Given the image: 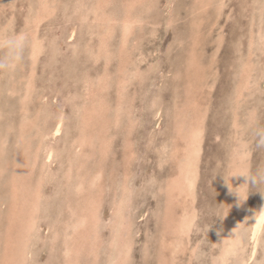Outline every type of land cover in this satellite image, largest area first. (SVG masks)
<instances>
[{"label": "rangeland", "instance_id": "obj_1", "mask_svg": "<svg viewBox=\"0 0 264 264\" xmlns=\"http://www.w3.org/2000/svg\"><path fill=\"white\" fill-rule=\"evenodd\" d=\"M263 9L0 0V264H263Z\"/></svg>", "mask_w": 264, "mask_h": 264}, {"label": "clouds", "instance_id": "obj_2", "mask_svg": "<svg viewBox=\"0 0 264 264\" xmlns=\"http://www.w3.org/2000/svg\"><path fill=\"white\" fill-rule=\"evenodd\" d=\"M27 44V37L24 35H3L0 36V48L7 49L5 56L0 57V70H7L12 62L23 58V52ZM251 184L264 182V173L259 175L245 176Z\"/></svg>", "mask_w": 264, "mask_h": 264}, {"label": "bare ground", "instance_id": "obj_3", "mask_svg": "<svg viewBox=\"0 0 264 264\" xmlns=\"http://www.w3.org/2000/svg\"><path fill=\"white\" fill-rule=\"evenodd\" d=\"M195 1V0H194ZM170 3V2H169ZM250 3V2H249ZM11 4V3H10ZM171 5V4H170ZM244 6V5H243ZM214 7V6H213ZM245 9V8H244ZM264 10V9H263ZM262 10V11H263ZM90 20V19H89ZM7 28V27H6ZM34 32V31H33ZM31 34V33H30ZM56 34V33H55ZM157 34V33H156ZM38 35V34H37ZM83 35V34H82ZM100 40H102V39H100ZM243 43V42H242ZM97 45V44H96ZM101 47V46H100ZM105 47V46H104ZM96 48V47H95ZM97 49V48H96ZM98 49H99V47H98ZM94 50H92V52H93ZM96 52V51H95ZM96 54H98V53H96ZM112 55V54H111ZM150 55V54H149ZM27 56H28V54H27ZM93 56V55H92ZM99 57V56H98ZM143 57V56H142ZM92 58V57H91ZM249 58V57H248ZM124 60V59H123ZM92 61V60H91ZM144 61V60H143ZM185 61V60H184ZM19 62V61H18ZM83 62V61H82ZM122 62V61H121ZM124 63V62H123ZM111 64V63H110ZM119 64V63H118ZM120 65V64H119ZM127 71V70H126ZM132 71V70H131ZM110 75V74H109ZM95 76V75H94ZM259 77V76H258ZM137 78V77H136ZM67 84V83H66ZM68 86V85H67ZM216 87V86H215ZM84 88V87H83ZM135 88V87H134ZM52 89V88H51ZM140 89V88H139ZM18 90V89H17ZM226 90V89H225ZM174 91V90H173ZM45 92V91H44ZM251 93V92H250ZM8 94V93H7ZM47 95V94H46ZM9 97V96H8ZM28 97V96H27ZM150 98H151V96H150ZM35 99H37V98H35ZM36 101V100H35ZM78 101V100H77ZM155 101V100H154ZM35 103V102H34ZM46 103V102H45ZM147 103V102H146ZM150 103V102H149ZM26 105H29V104H26ZM43 105V104H42ZM46 106V105H45ZM225 106V105H224ZM28 107V106H27ZM51 107V106H50ZM157 107V106H156ZM224 108V107H223ZM26 109V108H25ZM128 109V108H127ZM178 111V110H177ZM214 111V110H213ZM171 113V112H170ZM38 115V114H37ZM50 115V114H49ZM224 115V114H223ZM139 116V115H138ZM151 117H152V115H151ZM226 118V117H225ZM29 120V119H28ZM51 120H53V119H51ZM140 120V119H139ZM66 121V120H65ZM218 121H220V120H218ZM227 121V120H226ZM67 122V121H66ZM225 122V121H224ZM31 123V122H30ZM69 123V122H68ZM218 123V122H217ZM230 123V122H229ZM225 125V124H224ZM29 126V125H28ZM42 126V125H41ZM45 126V125H44ZM138 126V125H137ZM221 126V125H220ZM219 126V127H220ZM229 126V125H228ZM227 126V127H228ZM66 128V127H65ZM140 128V127H139ZM142 128V127H141ZM216 128V127H215ZM35 129V128H34ZM229 129V128H228ZM222 130V129H221ZM226 130V129H225ZM24 131V130H23ZM56 132V131H55ZM220 132V131H219ZM223 132V131H222ZM231 132V131H230ZM229 132V133H230ZM115 133H116V131H115ZM218 133V132H217ZM56 134V133H55ZM167 134V133H166ZM19 135V134H18ZM206 135V134H205ZM26 136H28V135H26ZM21 138V137H20ZM140 139V138H139ZM217 139V138H216ZM215 139V140H216ZM220 139V138H219ZM214 140V139H213ZM143 141V140H142ZM152 142V141H151ZM226 142V141H225ZM39 143V142H38ZM43 143V142H42ZM94 143V142H93ZM133 144H134V142H133ZM42 145V144H41ZM96 146V145H95ZM216 146V145H215ZM223 146V145H222ZM2 147V146H1ZM48 147V146H47ZM150 147V146H149ZM200 147V146H199ZM197 148H198V145H197ZM191 149V148H190ZM220 149H221V147H220ZM124 150V149H123ZM150 150V149H149ZM61 151H62V149H61ZM202 151V150H201ZM49 152V151H48ZM73 152V151H72ZM169 152V151H168ZM193 152V151H192ZM215 152H216V150H215ZM50 153V152H49ZM48 153V154H49ZM77 153V152H76ZM90 153V152H89ZM190 153V152H189ZM51 155V154H50ZM49 155V156H50ZM48 156V157H49ZM66 156V155H65ZM74 156H75V154H74ZM82 156V155H81ZM81 156H79V157H81ZM183 156V155H182ZM184 157V156H183ZM74 158V157H73ZM77 158V157H76ZM88 158V157H87ZM141 158H143V157H141ZM201 158V157H200ZM227 158V157H226ZM225 158V159H226ZM254 159H256V158H254ZM72 160V159H71ZM74 160V159H73ZM82 160V159H81ZM84 160V159H83ZM89 160V159H88ZM136 160V159H135ZM166 160V159H165ZM226 161V160H225ZM76 162V161H75ZM114 162V161H113ZM93 163V162H92ZM135 163V162H134ZM226 164V163H225ZM76 165V164H75ZM135 165V164H134ZM224 165V164H223ZM236 165V164H235ZM77 166V165H76ZM79 166H80V164H79ZM78 166V167H79ZM133 166V165H132ZM195 165H193V164H188L187 163V169L188 170H191V168H193ZM231 166H233V165H231ZM177 167V166H176ZM183 167V166H182ZM230 167V166H229ZM73 168H74V166H73ZM88 168V167H87ZM231 169V168H230ZM238 169V168H237ZM77 170V169H76ZM81 170V169H80ZM195 169L193 168V172H195L194 171ZM222 170V169H221ZM183 171H184V169H183ZM209 171V170H208ZM239 171H240V169H239ZM247 171V170H246ZM264 171V170H263ZM170 172V171H169ZM77 173V172H76ZM227 173V172H226ZM194 174V173H193ZM187 175V174H186ZM225 175V174H224ZM247 175V174H246ZM75 176V175H74ZM81 176V175H80ZM85 176H86V174H85ZM231 176V175H230ZM112 177V176H111ZM44 178V177H43ZM73 178H75V177H73ZM86 178V177H85ZM189 178V177H188ZM104 179V178H103ZM186 179V178H185ZM193 179H194V176H193ZM193 179H192V181H193ZM201 179V178H200ZM219 179V178H218ZM69 180H71V178L69 179ZM86 180V179H85ZM84 180V181H85ZM116 180V179H115ZM101 181V180H100ZM105 181V180H104ZM148 181V180H147ZM235 181V180H234ZM72 182V181H71ZM238 182V181H237ZM82 183H84V182H82ZM89 183V182H88ZM96 184V183H95ZM106 184V183H105ZM78 185V184H77ZM107 185V184H106ZM73 186V185H72ZM129 186V185H128ZM102 187V186H101ZM261 187V186H260ZM25 188H27V187H25ZM75 188V187H74ZM79 188V190H80V187H78ZM264 188V187H263ZM90 189H92V188H90ZM89 189V190H90ZM95 189V188H94ZM94 189L92 190V191H94ZM157 189V188H156ZM85 190V189H84ZM36 191V190H35ZM74 191V190H73ZM91 191V192H92ZM100 191H102V189L100 190L99 189V191L98 192H100ZM158 191V190H157ZM77 192V191H76ZM250 192V191H249ZM64 194H66V193H64ZM78 194H79V192H78ZM89 195H90V193H88ZM97 194V193H96ZM80 195H82L81 193H80ZM86 195V194H85ZM92 195V194H91ZM124 195V194H123ZM78 196V195H77ZM97 197V196H96ZM29 198V197H28ZM39 199V198H38ZM89 199V198H88ZM124 199V198H123ZM82 200V199H81ZM97 200H99V199H97ZM175 200V199H174ZM84 201V200H83ZM40 202V201H39ZM89 202V201H88ZM99 203V202H98ZM7 204V203H6ZM37 204V203H36ZM55 205V204H54ZM93 205V204H92ZM38 206V205H37ZM64 206V205H63ZM93 206H95V205H93ZM99 206V205H98ZM39 207V206H38ZM67 208V207H66ZM99 209H100V207H98ZM71 209V208H70ZM42 213V212H41ZM63 213V212H62ZM111 213V212H110ZM23 215V214H22ZM18 216V215H17ZM113 217V216H112ZM69 219V218H68ZM73 219V218H72ZM263 222H264V207H262L259 211H258V213H257V215H256V218H255V220H254V222H253V227H252V239L254 240V238L256 237V235H257V233L260 231V229H261V226H262V224H263ZM57 224V223H56ZM193 227H195V226H193ZM38 228V227H37ZM63 228V227H62ZM81 229V228H80ZM227 230V229H226ZM213 231V230H212ZM226 232V231H225ZM172 234V233H171ZM194 234V233H193ZM67 238V237H66ZM72 241V240H71ZM75 243V242H74ZM254 248V250H255V247H253ZM67 249V248H66ZM248 253V252H247ZM74 255H75V253H74ZM245 256V255H244ZM264 264V263H263Z\"/></svg>", "mask_w": 264, "mask_h": 264}]
</instances>
